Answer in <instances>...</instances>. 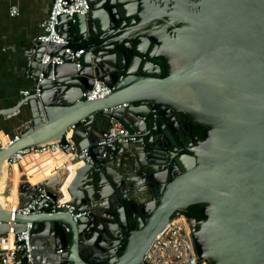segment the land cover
I'll list each match as a JSON object with an SVG mask.
<instances>
[{
    "label": "water",
    "instance_id": "obj_1",
    "mask_svg": "<svg viewBox=\"0 0 264 264\" xmlns=\"http://www.w3.org/2000/svg\"><path fill=\"white\" fill-rule=\"evenodd\" d=\"M88 1L86 15L63 14L57 25L83 49L80 70L65 45L30 48L26 72L34 79L42 72L40 92L0 111L28 112L19 139L0 150V167L17 150L72 129L92 162L75 169L67 191L76 211L89 213L74 221L53 205L22 215L0 204V235L9 221L15 233L30 223L34 264H139L172 216L200 205L203 219L189 218L200 259L264 264V0ZM44 51L63 63L40 66ZM95 77L111 93L87 100ZM111 118L127 134L116 132L111 147L93 145L111 135ZM67 172L35 184L20 178L19 205L38 187L59 196Z\"/></svg>",
    "mask_w": 264,
    "mask_h": 264
},
{
    "label": "built area",
    "instance_id": "obj_2",
    "mask_svg": "<svg viewBox=\"0 0 264 264\" xmlns=\"http://www.w3.org/2000/svg\"><path fill=\"white\" fill-rule=\"evenodd\" d=\"M89 12L88 0H52L50 9L46 17L41 21V33L34 39L31 50L33 51L38 47V43L65 45L63 48V54L68 55L71 61H75V67L77 70L81 69L80 57L83 54V49H73L69 45V41L64 38L57 30L59 17L63 14L73 16L74 14L86 15ZM19 11L16 6H10L9 14L11 16L18 15ZM32 51L28 53V59H32ZM50 63V65H60L63 63L61 55H50L44 51L39 59L40 66ZM28 72V70H27ZM30 76V75H29ZM33 78L32 76H30ZM43 78L42 72L39 71L38 77L34 79V86L29 90H21L22 96H28L32 92L38 95L40 92L39 83ZM111 93V88L98 78H93L91 88L83 92V96L87 100H100L105 98ZM128 106L127 103L122 105H116L111 110L118 107ZM109 122L113 126L111 135L107 132L99 134V140L94 143L95 146H113L116 132L120 135L127 134L124 127L116 120L111 118ZM74 128V126H72ZM0 136V150L14 143L19 139L18 135L12 137L3 135ZM123 138L122 141L132 140ZM55 152L68 153L69 159L62 164L61 168H69L66 166L68 162H74L78 166L83 165L85 162L91 163L92 156L89 151V147L79 149L76 143L72 140V129L63 136V139H56L47 141L44 143L36 144L30 147H25L17 150L12 155L8 156L6 161L10 165L11 163L19 164L26 156H36L43 154H54ZM80 154L84 155V159L77 161L76 159ZM107 152L102 153V157H106ZM71 160V161H70ZM76 160V161H75ZM21 166V165H20ZM20 178L29 182L27 174L21 173ZM45 180V179H44ZM43 181V180H42ZM41 182V181H40ZM32 184L31 182H29ZM38 183V182H37ZM37 196L32 198L26 205L20 206L19 202L15 207L10 208L13 213L22 215L36 214L42 209L49 208L51 205L54 207L51 209L54 212L56 209L66 211L71 215L72 220H77L83 215H87L88 211H76L73 203L70 202V197L65 198V192L62 187L58 188L59 196L56 198L51 197L48 191L42 187H38ZM68 192V191H67ZM69 194V192H68ZM18 195V193H17ZM70 196V195H69ZM43 200L40 207L38 203ZM1 224V223H0ZM9 230L0 235V262L2 264L13 263L19 253L22 254L24 264H34V252L38 249V245L32 242V234L30 232L31 224L24 223L25 230L15 233L13 226L15 222L9 221ZM61 252V249L56 251ZM139 264H209L206 259H200L196 253V249L191 237L189 228V218L182 214L172 216L168 223L157 233L152 243L144 253L141 262Z\"/></svg>",
    "mask_w": 264,
    "mask_h": 264
},
{
    "label": "crops",
    "instance_id": "obj_3",
    "mask_svg": "<svg viewBox=\"0 0 264 264\" xmlns=\"http://www.w3.org/2000/svg\"><path fill=\"white\" fill-rule=\"evenodd\" d=\"M51 4L52 0H0V111L14 107L22 96L20 91L29 90L34 86V79L26 72L28 52L33 40L42 31L40 23L46 17ZM12 5L18 8L19 13L16 16L9 14ZM27 113L26 108L21 105L13 112L0 114V136L5 139L3 135H19L27 127ZM100 126L102 124H99ZM69 157L70 155L62 164ZM112 158L115 160L113 167L119 172L120 158ZM70 165L66 164L67 167ZM20 170L21 173L25 172L22 166ZM27 176L31 181V176ZM93 189L101 192L98 186L94 185ZM10 264H24V260L18 254Z\"/></svg>",
    "mask_w": 264,
    "mask_h": 264
},
{
    "label": "bare ground",
    "instance_id": "obj_4",
    "mask_svg": "<svg viewBox=\"0 0 264 264\" xmlns=\"http://www.w3.org/2000/svg\"><path fill=\"white\" fill-rule=\"evenodd\" d=\"M69 156L68 153L55 152L54 154H43L36 156H26L23 160L17 163H11L10 165L7 163L4 158L1 167H0V204L4 208H12L15 207L18 203V195H17V186L19 183L21 170L20 165L23 167L26 174L30 175L32 184L40 182L44 180L42 177H49L54 173L58 172L61 174L64 173L67 168L62 167V161ZM71 161V160H70ZM71 165L68 166L69 171L67 178L65 179V183L62 187V190L65 192V198L70 197L67 192V185L70 182L71 178L74 176L75 169L78 167V164H74V162H68ZM41 179V180H40ZM46 179V178H45ZM33 180V181H32ZM8 186V187H7ZM7 188L6 192L4 189ZM8 191H13L16 194H11ZM11 210V209H10Z\"/></svg>",
    "mask_w": 264,
    "mask_h": 264
},
{
    "label": "flooded vegetation",
    "instance_id": "obj_5",
    "mask_svg": "<svg viewBox=\"0 0 264 264\" xmlns=\"http://www.w3.org/2000/svg\"><path fill=\"white\" fill-rule=\"evenodd\" d=\"M102 15H103V17L106 16V18H108V17H107V15H108L107 11L104 12V14H102ZM195 126H196V125H193V126H192V133H193V134H194V133H197V132L200 133V131H199L198 129H196ZM187 210L193 212L194 217H196V218H195L196 220H201V219H203V216H202V214H201L202 206H200V205H191V206H189V207L187 208ZM194 217H193V218H194Z\"/></svg>",
    "mask_w": 264,
    "mask_h": 264
},
{
    "label": "trees",
    "instance_id": "obj_6",
    "mask_svg": "<svg viewBox=\"0 0 264 264\" xmlns=\"http://www.w3.org/2000/svg\"><path fill=\"white\" fill-rule=\"evenodd\" d=\"M195 128L200 131V126L196 125ZM198 136L201 137L200 133H198ZM181 213L184 214L185 216H187L188 218H193L194 217L193 212L192 211H188L187 209L181 211ZM194 218H196V217H194Z\"/></svg>",
    "mask_w": 264,
    "mask_h": 264
},
{
    "label": "rangeland",
    "instance_id": "obj_7",
    "mask_svg": "<svg viewBox=\"0 0 264 264\" xmlns=\"http://www.w3.org/2000/svg\"><path fill=\"white\" fill-rule=\"evenodd\" d=\"M19 180H20V179H19ZM7 187H8V186H7ZM6 190H7V188L4 189V192H6ZM9 192H10L11 194H16V193H14L13 191H8V193H9Z\"/></svg>",
    "mask_w": 264,
    "mask_h": 264
}]
</instances>
